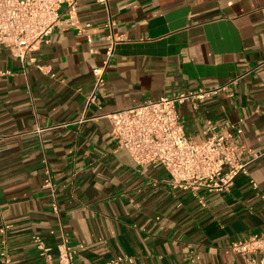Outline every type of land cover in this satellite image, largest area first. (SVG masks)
Listing matches in <instances>:
<instances>
[{"label": "crops", "instance_id": "0c3cea01", "mask_svg": "<svg viewBox=\"0 0 264 264\" xmlns=\"http://www.w3.org/2000/svg\"><path fill=\"white\" fill-rule=\"evenodd\" d=\"M107 2L78 0L75 24L64 6L50 42L24 62L0 45V228L11 225L10 264H46L33 236L55 246L62 231L71 246L84 244L76 264L118 255L134 257L119 264H247L230 244L264 231V156L228 192L202 191V208L160 164L137 165L103 115L247 73L230 94L178 110L196 139L207 119H243L241 141L264 152V66L255 68L264 59V0ZM109 15L125 38L110 57ZM96 69L104 83L92 103ZM47 168L59 214L43 187Z\"/></svg>", "mask_w": 264, "mask_h": 264}, {"label": "built area", "instance_id": "2783aa9c", "mask_svg": "<svg viewBox=\"0 0 264 264\" xmlns=\"http://www.w3.org/2000/svg\"><path fill=\"white\" fill-rule=\"evenodd\" d=\"M98 2L108 7L107 0ZM64 6L72 24H75L78 0H0V45L8 48L13 56L24 62L29 53L40 50L44 44L50 42L52 32L60 24L61 9ZM89 26L90 24L86 25ZM105 27L109 41L107 54L110 57L116 45L125 38L114 31L115 21L111 15L108 16ZM78 31L83 33L84 28L78 27ZM87 40L90 43L93 41L90 34H87ZM263 66L264 59L255 68ZM38 67L43 68L40 65ZM246 74L231 77L215 88L200 86L156 100H145L103 117L112 125V136L116 145L125 150L137 165L160 164L169 176L170 185L175 189L192 191L204 208L207 203L202 191L228 192L236 177L241 174L249 176L250 164L264 156V152H254L241 141L244 132L241 125L243 119L227 125L207 119L203 137L196 139L190 136L185 130L184 119L178 107L190 104L196 109L211 96L223 92L230 94V88L238 84ZM95 75V89L89 97V102L92 103L96 102V91L104 83L103 69H96ZM45 174L43 187L50 189L53 212L59 214L51 170L47 168ZM250 182L254 189H259L254 179H250ZM261 198L264 200V188L261 189ZM10 227L11 225L4 224L0 228L2 264L11 263L6 238ZM33 242L46 264H76V254L84 248V244L71 246L64 231L55 246L48 245L39 234L33 236ZM230 247L244 256L247 264H264V231L234 240ZM54 251L57 253L56 260ZM249 254L253 257L248 258ZM123 261L133 263L134 257L118 255L105 264H119Z\"/></svg>", "mask_w": 264, "mask_h": 264}]
</instances>
